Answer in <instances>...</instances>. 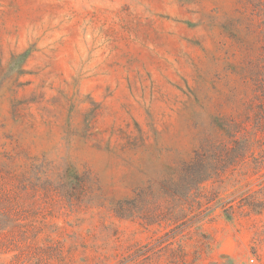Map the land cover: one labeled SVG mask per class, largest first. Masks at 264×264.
Instances as JSON below:
<instances>
[{"label":"rangeland","instance_id":"1","mask_svg":"<svg viewBox=\"0 0 264 264\" xmlns=\"http://www.w3.org/2000/svg\"><path fill=\"white\" fill-rule=\"evenodd\" d=\"M253 255L264 0H0V264Z\"/></svg>","mask_w":264,"mask_h":264},{"label":"trees","instance_id":"2","mask_svg":"<svg viewBox=\"0 0 264 264\" xmlns=\"http://www.w3.org/2000/svg\"><path fill=\"white\" fill-rule=\"evenodd\" d=\"M203 149L201 148V149H199V150H197V152H196V157H195V159H197V160H200L201 159V157H202V155H203ZM204 163V161H202L201 160V164H203ZM210 176H211V174H206V175H202L201 177H199V179H193V181L195 182V183H198V184H200V183H202V182H204V181H207L209 178H210ZM75 178L77 179L78 178V176L75 174V175H73V181L74 182H76L75 181ZM72 180V179H71Z\"/></svg>","mask_w":264,"mask_h":264},{"label":"built area","instance_id":"3","mask_svg":"<svg viewBox=\"0 0 264 264\" xmlns=\"http://www.w3.org/2000/svg\"><path fill=\"white\" fill-rule=\"evenodd\" d=\"M242 264H264L257 256H249Z\"/></svg>","mask_w":264,"mask_h":264}]
</instances>
